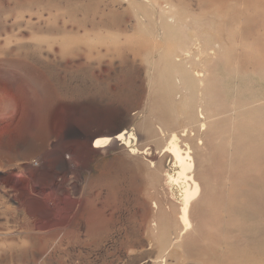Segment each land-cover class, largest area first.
<instances>
[{
    "label": "rangeland",
    "instance_id": "rangeland-1",
    "mask_svg": "<svg viewBox=\"0 0 264 264\" xmlns=\"http://www.w3.org/2000/svg\"><path fill=\"white\" fill-rule=\"evenodd\" d=\"M0 264H264V0H0Z\"/></svg>",
    "mask_w": 264,
    "mask_h": 264
},
{
    "label": "bare ground",
    "instance_id": "bare-ground-1",
    "mask_svg": "<svg viewBox=\"0 0 264 264\" xmlns=\"http://www.w3.org/2000/svg\"><path fill=\"white\" fill-rule=\"evenodd\" d=\"M175 88L176 87H174V89ZM135 140H136V136L133 133L123 132L112 137L111 136L97 137L96 139L93 140L92 147L94 149H105L111 146L113 143L117 142L127 148H131L130 152L132 154H138L140 153V151H138V149L136 150V148L135 149L132 148V143ZM189 150L183 151V149L178 144V139L176 135L173 136V140L171 141V144L167 147V149L164 150V152H168L173 157L174 166L179 169V171L176 174L168 175L169 182L172 184H178L184 181L183 182L184 188L182 195L183 205L181 209L182 220L186 218L190 204L192 200L198 197L200 190L198 183L195 181L192 175L194 169V162L191 156V152Z\"/></svg>",
    "mask_w": 264,
    "mask_h": 264
},
{
    "label": "built area",
    "instance_id": "built-area-1",
    "mask_svg": "<svg viewBox=\"0 0 264 264\" xmlns=\"http://www.w3.org/2000/svg\"><path fill=\"white\" fill-rule=\"evenodd\" d=\"M34 165H35V166H38V163L35 162Z\"/></svg>",
    "mask_w": 264,
    "mask_h": 264
}]
</instances>
